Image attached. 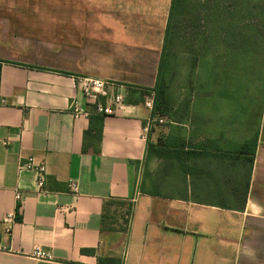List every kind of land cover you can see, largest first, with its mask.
<instances>
[{
    "label": "crops",
    "instance_id": "0c3cea01",
    "mask_svg": "<svg viewBox=\"0 0 264 264\" xmlns=\"http://www.w3.org/2000/svg\"><path fill=\"white\" fill-rule=\"evenodd\" d=\"M173 1L0 0V264H264V93L259 110L194 93L173 114L157 93ZM86 77L124 109L96 114Z\"/></svg>",
    "mask_w": 264,
    "mask_h": 264
},
{
    "label": "rangeland",
    "instance_id": "374dc122",
    "mask_svg": "<svg viewBox=\"0 0 264 264\" xmlns=\"http://www.w3.org/2000/svg\"><path fill=\"white\" fill-rule=\"evenodd\" d=\"M174 16L163 72L173 114L183 116L191 94L210 90L250 93L259 110L264 93V0H183ZM237 43L249 45V57L226 51ZM229 55H240L247 63L250 59L252 66L241 62L223 68L217 67L219 60L211 62Z\"/></svg>",
    "mask_w": 264,
    "mask_h": 264
},
{
    "label": "built area",
    "instance_id": "2783aa9c",
    "mask_svg": "<svg viewBox=\"0 0 264 264\" xmlns=\"http://www.w3.org/2000/svg\"><path fill=\"white\" fill-rule=\"evenodd\" d=\"M79 87L87 101V104L93 109V111L102 116L108 117L117 115L122 109H124V97L122 94H117L114 90L116 85L94 78H80L79 80ZM73 113L75 117H79L83 114V111L75 103L73 105ZM165 121L163 119H157L150 122V124L144 128V135H146L149 131V128L154 124H164ZM26 168V167H22ZM44 185V178L41 176L39 179V186L42 188ZM70 191L74 195L78 194L79 186L78 183L75 181H69ZM16 199L18 201L21 200V196L19 194L16 195ZM15 220V215L10 214L7 215L4 219V222L7 224L13 223ZM31 258L36 261L42 262H54L55 257L50 250H45L42 248H36L32 254Z\"/></svg>",
    "mask_w": 264,
    "mask_h": 264
},
{
    "label": "trees",
    "instance_id": "16d2710c",
    "mask_svg": "<svg viewBox=\"0 0 264 264\" xmlns=\"http://www.w3.org/2000/svg\"><path fill=\"white\" fill-rule=\"evenodd\" d=\"M183 0H174L173 1V6H172V9H171V16L172 18L174 17V13L176 11V5L179 4V6H181ZM171 21H170V29L168 28V35L166 36V51L163 52L162 54V63H161V76H160V80H159V83H158V87H157V93H158V96L160 99L162 98H166V87L164 86V79H165V74L163 73L166 69V66H167V60H166V57H167V47H168V44L171 40ZM166 107H167V104H166Z\"/></svg>",
    "mask_w": 264,
    "mask_h": 264
}]
</instances>
